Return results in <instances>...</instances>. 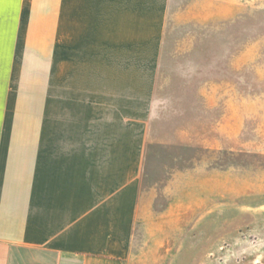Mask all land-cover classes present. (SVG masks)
Instances as JSON below:
<instances>
[{"label": "rangeland", "instance_id": "374dc122", "mask_svg": "<svg viewBox=\"0 0 264 264\" xmlns=\"http://www.w3.org/2000/svg\"><path fill=\"white\" fill-rule=\"evenodd\" d=\"M0 138L138 141L153 212L173 206L130 251L264 264V0H0Z\"/></svg>", "mask_w": 264, "mask_h": 264}, {"label": "crops", "instance_id": "0c3cea01", "mask_svg": "<svg viewBox=\"0 0 264 264\" xmlns=\"http://www.w3.org/2000/svg\"><path fill=\"white\" fill-rule=\"evenodd\" d=\"M38 147L0 138V264H148L129 249L132 228L162 223L173 202L153 212L140 143L106 155Z\"/></svg>", "mask_w": 264, "mask_h": 264}, {"label": "trees", "instance_id": "16d2710c", "mask_svg": "<svg viewBox=\"0 0 264 264\" xmlns=\"http://www.w3.org/2000/svg\"><path fill=\"white\" fill-rule=\"evenodd\" d=\"M256 264H261V263H256Z\"/></svg>", "mask_w": 264, "mask_h": 264}]
</instances>
